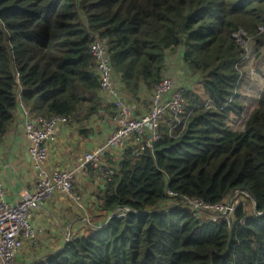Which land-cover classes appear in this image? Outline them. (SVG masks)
<instances>
[{
    "label": "trees",
    "instance_id": "trees-1",
    "mask_svg": "<svg viewBox=\"0 0 264 264\" xmlns=\"http://www.w3.org/2000/svg\"><path fill=\"white\" fill-rule=\"evenodd\" d=\"M261 27L264 0H0V141L18 106L74 123L111 114L96 38L131 101L153 92L172 54L192 79L185 115L166 113L152 148L124 151L84 234L26 264H264V93L245 122L239 93L243 43L264 55ZM167 192L207 204L239 192L254 212L240 204L228 225Z\"/></svg>",
    "mask_w": 264,
    "mask_h": 264
},
{
    "label": "built area",
    "instance_id": "built-area-1",
    "mask_svg": "<svg viewBox=\"0 0 264 264\" xmlns=\"http://www.w3.org/2000/svg\"><path fill=\"white\" fill-rule=\"evenodd\" d=\"M259 33H264V27L259 29ZM243 37L245 35L241 34L236 38L241 40ZM90 50L96 62L100 91L103 97L114 103L116 110V114L112 118L113 133L104 145L96 148L93 152L84 154L83 158L78 161L76 170L58 169L47 173L44 170L49 158L47 145L52 141L56 129L60 125L68 124L69 120L64 117H32L22 107V127L28 142V154L37 173L36 188L33 193L23 197L19 204L12 205L6 200L0 170V264H16V259L25 243L36 242V231L32 225L33 214L54 195L58 193L68 195L75 202H79V198L73 195L77 174H86L88 170H93L99 178L110 183L114 169L105 164L109 153L120 150L129 141H133L139 147L135 154L138 156L145 147L152 148V144L159 139L158 130L161 119L166 113H170L177 121L185 115L188 107L185 91L176 88L173 80L165 76L153 89L150 112L147 115L136 117L132 108L122 98V93L116 84L108 55V42L96 38ZM148 132H151V142L145 146L142 140ZM167 194L170 198L179 197L173 192H167ZM238 197L250 200L249 195L239 192L219 204H207L202 200L179 198L189 205L197 216L200 213L214 214L224 218L230 225L238 207L236 205ZM117 213L119 214L116 218H123L132 211L123 208L117 210L113 216Z\"/></svg>",
    "mask_w": 264,
    "mask_h": 264
},
{
    "label": "crops",
    "instance_id": "crops-1",
    "mask_svg": "<svg viewBox=\"0 0 264 264\" xmlns=\"http://www.w3.org/2000/svg\"><path fill=\"white\" fill-rule=\"evenodd\" d=\"M176 57L181 61L179 52L174 55V58ZM241 66L248 73L247 65ZM168 69L165 76L174 79L169 76ZM116 84L122 93V98L132 108L136 117L147 115L150 112L152 92L148 96L147 94L141 95V101L138 103L131 101L125 95L117 79ZM180 86L187 87L185 84ZM244 88L247 91L249 88L252 90L249 79H243L241 91ZM101 97L102 108H111V114L103 110L100 115L90 120L78 123L69 121L68 124L60 125L56 129L52 141L47 145L49 158L44 167L47 173L58 169L76 170L78 161L83 158L84 154L93 152L96 148L104 145L112 135V118L116 114L114 103L102 95ZM248 98V96L243 97L246 108ZM22 113V107L18 106L14 124L0 141L2 185L6 200L12 205L19 204L23 197L33 193L37 180V173L28 154V142L22 127ZM150 142L151 132H148L142 143L147 146ZM134 146V142L129 141L120 150L109 153L105 160L106 166L116 170L121 155ZM90 171L88 170L86 174L76 175L73 195L79 198L78 203L71 196L58 193L33 214L32 225L36 231V242L25 243L16 259V264H26L48 254L62 251L69 240L84 234V226L87 221L99 214V211L96 210L98 207L97 196L99 192L103 191L106 184L97 174L89 173ZM97 225L99 224L97 223Z\"/></svg>",
    "mask_w": 264,
    "mask_h": 264
},
{
    "label": "rangeland",
    "instance_id": "rangeland-1",
    "mask_svg": "<svg viewBox=\"0 0 264 264\" xmlns=\"http://www.w3.org/2000/svg\"><path fill=\"white\" fill-rule=\"evenodd\" d=\"M244 48L246 51V58L245 61L242 63L246 64L248 67V73H246V70L241 66V73H242V82H241V88L243 84V79H249L251 81L252 90L249 88L243 89L241 91L240 88V94L244 96H248L247 102V108L244 114V117L242 119V122H245L250 113L253 111V109L256 107L261 95L264 93V55H261V57H258V52L260 49L253 44V42L244 41ZM169 76L174 77L170 78L173 80L176 88H181L184 91H186V88L180 86L184 85L189 86L190 83H192V79L189 78V74L187 70L185 69V66L181 64V61L178 57L174 58V54H172L169 58ZM168 74V73H167ZM181 82V84H180ZM193 88H196L194 86ZM242 102H245V100H242ZM75 190V189H74ZM74 192V191H73ZM243 205L245 210L247 211L248 215H251L254 212V203L251 200H246L242 197H238L236 199V205ZM200 217V214L198 215ZM85 227V226H84ZM17 263V262H16Z\"/></svg>",
    "mask_w": 264,
    "mask_h": 264
},
{
    "label": "water",
    "instance_id": "water-1",
    "mask_svg": "<svg viewBox=\"0 0 264 264\" xmlns=\"http://www.w3.org/2000/svg\"><path fill=\"white\" fill-rule=\"evenodd\" d=\"M242 191H244V190H242ZM246 192V191H245ZM97 227H99V225H97Z\"/></svg>",
    "mask_w": 264,
    "mask_h": 264
}]
</instances>
